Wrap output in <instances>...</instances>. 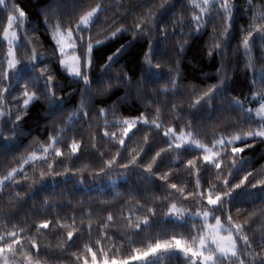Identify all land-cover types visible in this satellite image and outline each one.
Segmentation results:
<instances>
[{
  "label": "trees",
  "instance_id": "1",
  "mask_svg": "<svg viewBox=\"0 0 264 264\" xmlns=\"http://www.w3.org/2000/svg\"><path fill=\"white\" fill-rule=\"evenodd\" d=\"M201 5L6 0L0 7V264L128 261L201 235L203 222L167 217L173 206L212 208V222L236 231L238 255L215 264H264V186L250 187L264 179V140L248 139L261 125L237 105L264 99V0ZM92 8L100 9L96 19L75 31ZM13 13L18 63L9 72L4 32ZM57 24L75 31L84 64L93 46L90 83L60 69L49 34ZM33 47L39 58L30 60ZM45 65L55 72L51 82L40 73ZM27 91L35 93L28 108ZM137 120L145 124L124 139ZM167 130L205 147L240 140L209 165L201 150L174 145ZM150 263L190 259L173 250Z\"/></svg>",
  "mask_w": 264,
  "mask_h": 264
},
{
  "label": "rangeland",
  "instance_id": "2",
  "mask_svg": "<svg viewBox=\"0 0 264 264\" xmlns=\"http://www.w3.org/2000/svg\"><path fill=\"white\" fill-rule=\"evenodd\" d=\"M201 6L208 8L215 2H219L222 0H198ZM226 1V0H223ZM6 3V0H0V7H3ZM100 9H96V12L93 13L92 17H90L88 24H83L79 22L75 26V31L81 27H89L93 21L96 19ZM19 15L17 13H13L9 17V21L7 27L4 32V41L8 45L7 51V66L8 62L12 59H16V47L18 46V36L16 33V29L14 25L17 20H19ZM75 31L72 30L73 36L75 38ZM17 64L15 67H9V72L16 70ZM87 69V68H86ZM74 78H83V74L79 77L70 75ZM35 99V98H34ZM33 100L30 101L29 105H25L28 108ZM237 105L243 107L247 110L251 115H254L260 122L261 128L255 131L254 134L248 136V139L258 138L264 140V99L262 100L259 95L250 96L246 102L238 101ZM145 122L137 120L130 121L126 127V133L124 134V139L129 137L132 131L136 128L137 124ZM158 126V125H157ZM166 137L176 146L180 147L183 145H188L195 147L202 151L204 162L209 165H216L217 159L219 158L222 149L225 147H234L238 142L239 138L227 141H220L215 144L213 147H205L197 140L193 138V136L189 133L177 134L172 130L165 131ZM236 153L240 152L239 148H234ZM207 157V159H205ZM119 180H115L113 182L116 183ZM210 207L216 206V204H212L210 200L208 201ZM214 211L212 208H208L205 210H199L196 212H190L187 210H183L178 208L177 206H173L167 217L170 219L178 220V221H187V220H198L204 223L205 228L201 235H198L196 238H193L191 241H178L174 247H159L152 250L149 253L138 255L135 258L128 261H104L102 263L97 262L96 260L92 261L91 264H154L150 263L155 260L158 256H161L164 253L171 252L173 250L184 253L190 259V264H215V262L219 258H235L238 255L239 244L236 241L235 235L236 231L232 230L230 226L222 223L220 220L212 222ZM183 244L185 247L188 245L191 246L192 251L186 252L180 245ZM207 257H211L208 259Z\"/></svg>",
  "mask_w": 264,
  "mask_h": 264
},
{
  "label": "snow or ice",
  "instance_id": "3",
  "mask_svg": "<svg viewBox=\"0 0 264 264\" xmlns=\"http://www.w3.org/2000/svg\"><path fill=\"white\" fill-rule=\"evenodd\" d=\"M23 11V10H22ZM96 12V8H92L90 11L84 12L80 17L79 21L83 24H88L90 17H92L93 13ZM26 15V13H25ZM123 26L120 28H117L114 32H112L110 35L115 38V36L121 31ZM139 27V25H138ZM50 38L53 42V44L56 46V53H58V64L61 70L65 71L69 75H74V76H81L84 71V67L88 69L89 74L88 75H83V81L90 83L91 77H90V71H91V66H92V57L91 53L93 51V46L88 45L87 47V52H88V59L86 64L82 61V58L79 54L78 51V44L73 36V32L71 29H63L61 28L58 24L57 25H50ZM252 35L251 32H249L247 35L243 36V46L244 48H247L249 45V37ZM33 57H29V59L33 58H39L36 56V49L33 47ZM119 53V49H117V54ZM112 60V55L109 56V61L110 63ZM18 63L17 60L12 59L8 62V66L15 67V65ZM107 63L103 67H107ZM40 73L46 76V80L51 82L55 78V72L53 69H50L47 65L40 67ZM53 89V93H54ZM25 96L27 97L26 99L23 100L24 105H29L30 101L35 98V93L31 91L25 92ZM251 135V134H249ZM242 151V149L240 150ZM207 159V157H205ZM149 168L152 167L151 164L148 165ZM248 180L247 175L244 176L237 184L233 185L231 188H229V193H232L235 189H239L241 186L245 184V182ZM259 186H264V179H258L254 183L250 185L252 188H256ZM175 187V185H173ZM221 194H217V196L214 199H211L210 202L212 204H216L220 200ZM256 213H250V215H255ZM186 252H191L192 248L190 245L185 247L183 244L180 245ZM208 259H211V257H207Z\"/></svg>",
  "mask_w": 264,
  "mask_h": 264
}]
</instances>
